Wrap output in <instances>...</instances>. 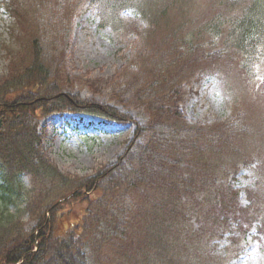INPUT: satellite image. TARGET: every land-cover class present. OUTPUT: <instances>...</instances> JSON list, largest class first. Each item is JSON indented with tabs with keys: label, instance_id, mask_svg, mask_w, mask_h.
<instances>
[{
	"label": "trees",
	"instance_id": "trees-1",
	"mask_svg": "<svg viewBox=\"0 0 264 264\" xmlns=\"http://www.w3.org/2000/svg\"><path fill=\"white\" fill-rule=\"evenodd\" d=\"M24 1L12 0L8 7L23 21ZM113 1L123 6L131 3V0ZM179 1L174 0L173 4ZM241 2L245 3L238 13L218 15L200 32H193L183 31L182 25L173 30L159 26L158 18H168V11L174 7H163L149 22L151 11L144 9L143 0H134L133 4L141 7L149 24L136 34L131 52L127 68L136 66L135 75L129 79L127 68L123 67L112 79L120 78L121 83L112 91L111 105L87 101L66 90L59 78L60 70L70 75L65 62L66 46L55 43L52 51L46 44L39 45L40 40H34L28 65L12 68L0 77V119L3 120L0 127V264H114L113 257H125L133 264L126 242L134 235L132 227L142 224L147 216L146 211L136 208L130 200L131 193L139 192L142 186H155L154 190L168 191L177 206H182L185 203L181 197L187 189L182 188L186 180L181 162H191L206 150H217L222 143L221 127L233 129L239 123L237 118L242 114L212 130L207 148L201 151L204 146L193 144L198 129L184 124L180 104L184 96V75L203 61L221 63L233 50L245 53L254 35L259 33L262 18L258 14L262 12L259 10L264 0ZM58 3V7L57 2L47 3L48 11L56 13L59 22L64 23L57 15L58 10L69 7L70 11L84 4L103 7L105 0H58ZM223 4L226 10L237 5L228 0H223ZM120 107L137 110L146 119L137 125L116 163L78 181L61 172L50 160L43 145L39 114L82 111L117 122L134 119ZM208 133L204 131L203 135ZM26 176L32 182L44 180L46 188L40 193L33 190L24 184ZM201 182L210 183L209 180ZM59 187H66L68 192L57 200L51 194ZM229 190L226 184L216 185L214 194L203 195L198 204L202 222L198 235H204L208 245L222 236L231 218L239 221L242 232L252 224L253 217L249 218L246 213L251 206L239 208L237 203L231 206ZM72 201L87 204L72 216L61 210ZM22 215H29L36 222L25 230L23 218L19 219ZM154 236L163 242L159 234ZM231 241L233 245L239 242L232 238ZM198 250L199 257L206 260L203 263L219 264L210 251H204L203 255L199 246ZM196 261L202 264L200 259Z\"/></svg>",
	"mask_w": 264,
	"mask_h": 264
},
{
	"label": "rangeland",
	"instance_id": "rangeland-1",
	"mask_svg": "<svg viewBox=\"0 0 264 264\" xmlns=\"http://www.w3.org/2000/svg\"><path fill=\"white\" fill-rule=\"evenodd\" d=\"M107 1L104 8L84 4L70 11L69 7L58 10L57 15L64 20L60 23L56 13H49L47 6V3L57 2L58 7V0L24 1V21L9 10L12 0H0V77L12 68L28 65L34 40H40L39 45L46 44L52 51H55V43H64L70 75L60 70L59 78L66 90L87 101L111 105L112 91L121 83L120 78L112 79L117 77L120 68L130 65L136 34L145 29L148 20L158 16L163 7L168 5L174 9L168 11V18H158L159 26L173 30L182 25L183 31L200 32L216 16L236 14L245 3L228 0L237 5L226 10L223 0H180L175 4L174 0H143L144 9L151 11L147 20L141 7L133 4L134 0L126 6ZM259 11H262L258 14L262 18L261 22L259 18V33L254 35L248 51L233 50L219 64L203 61L195 71L184 75L180 109L184 124L198 129L193 144L204 146L201 151L207 148L212 130L238 114L243 118L238 116L239 123L233 129L221 127L222 143L217 150H206L191 162H181L186 180L182 188L187 189L186 194L182 192L185 196L181 201L185 204L177 206L168 191L154 190L155 186H142L139 192L131 193L130 200L136 208L146 211L147 216L142 224L132 227L134 235L126 242V250L128 248L134 258L133 264H193L191 261L197 264L196 258L205 264L204 257L197 254L198 246L203 255L204 251H210L219 264H264V2ZM136 70V66L125 69L129 79ZM121 110L131 113L134 119L117 122L82 111L39 114L43 145L50 160L61 172L78 181L116 163L133 138L137 125L146 119L137 110ZM204 131L209 133L203 135ZM201 180L210 183L202 184ZM23 182L39 193L46 188L44 180L32 182L26 176ZM224 184L230 189L231 206L236 203L239 208L251 206L246 213L249 218L253 217L252 224L242 232L239 221L231 218L222 236L208 245L204 235H198L202 225L198 204L203 195H213L215 186L224 187ZM67 192L66 187H59L51 196L56 195L58 200ZM86 204L72 201L61 210L73 216ZM22 218L25 230L36 222L29 215L19 219ZM154 233L159 234L163 242ZM231 238L239 242L233 245ZM113 259L114 264H130L125 257Z\"/></svg>",
	"mask_w": 264,
	"mask_h": 264
},
{
	"label": "water",
	"instance_id": "water-1",
	"mask_svg": "<svg viewBox=\"0 0 264 264\" xmlns=\"http://www.w3.org/2000/svg\"><path fill=\"white\" fill-rule=\"evenodd\" d=\"M0 126H1V120H0Z\"/></svg>",
	"mask_w": 264,
	"mask_h": 264
}]
</instances>
